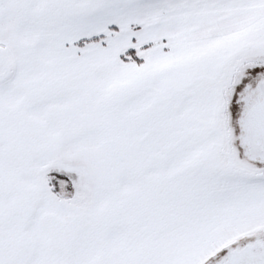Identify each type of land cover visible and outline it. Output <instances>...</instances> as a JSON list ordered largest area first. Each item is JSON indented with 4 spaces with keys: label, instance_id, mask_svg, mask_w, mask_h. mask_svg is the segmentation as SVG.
I'll list each match as a JSON object with an SVG mask.
<instances>
[{
    "label": "crops",
    "instance_id": "obj_1",
    "mask_svg": "<svg viewBox=\"0 0 264 264\" xmlns=\"http://www.w3.org/2000/svg\"><path fill=\"white\" fill-rule=\"evenodd\" d=\"M111 1L43 0L38 11H25L29 6L23 4L17 10L24 22L30 20L29 14L48 16L41 26L50 23L43 33L49 37L39 41L41 35L35 34L37 41L22 36L3 43L12 71L0 82V127H7L0 133V171L8 168L11 152L22 150V144L28 153L41 151L39 145H31L33 136L37 144L52 145V152H59L43 158L97 160V173L85 164L70 167L94 177L91 186L81 178L73 187L87 188L86 207L76 206L71 193L68 264H207L223 241L243 235L229 239L214 235L216 229L222 230L221 217L217 223L197 222L190 214L191 203L201 196L191 197V192L204 189L209 198L207 193L203 198L220 207L222 191L228 190L235 195L229 194L230 207L247 212L254 189L252 183L223 188L218 178V184L210 183L206 173L205 183L200 178L194 181L191 174L199 175L200 168L190 170L188 164L175 169L179 159H191L207 141L206 105L190 101L195 92L190 52L207 38L233 31L225 28L238 23L241 11L148 12L143 0ZM7 3L0 0V8ZM90 38H99L100 56L88 53L94 44L81 46L87 56L78 53V42ZM128 49H135L139 63L120 58ZM110 60L120 69L83 74L74 70L78 62L107 69ZM79 93L84 102L76 97ZM109 159L121 160L118 171L114 167L113 172H104L103 160ZM110 178L117 180L121 197L112 194L111 184L105 186ZM8 203L2 215L10 214Z\"/></svg>",
    "mask_w": 264,
    "mask_h": 264
},
{
    "label": "rangeland",
    "instance_id": "obj_2",
    "mask_svg": "<svg viewBox=\"0 0 264 264\" xmlns=\"http://www.w3.org/2000/svg\"><path fill=\"white\" fill-rule=\"evenodd\" d=\"M22 2L23 0H8V3L0 8V64H6L5 68L1 69L3 72L6 70V66L8 71H12V64L10 65L8 60L6 61V59L10 58L8 50L5 49L3 43H11L10 41L14 38H22V36L37 41L35 39L38 38V35L35 34L41 35L39 41L47 40L49 37L43 33L48 30L50 23L41 26L43 23L49 21L48 16H38L36 13L35 15L29 14L30 20L24 22V15L20 16L17 14V10H19L22 4L24 7L29 6V9L26 8L25 11H38L41 8L43 0H28L29 4L26 5ZM142 4H144L148 12L151 10L172 13L184 10L189 11V9L192 11L204 9L207 12H212L216 9L223 10L224 8L227 10L232 8V10H229L232 14L241 11L238 23L234 24L235 22L233 21L232 25L225 28L228 31L230 29L233 31H229L227 34L224 32L213 39L207 38L204 42L198 44V48H191V71L193 76L191 78V88H194L195 92H192L190 101L193 104L200 102L206 105L207 120L205 133L207 134V141L203 144L200 143L202 151L195 153L191 159H188V157L183 160L179 159V163L177 166L175 165V169H184L187 167V164L190 166V170L198 167L200 168L199 175L191 174V179L196 181L195 178H200L199 182L205 183L204 180L206 178L203 174L206 173V177L207 179L209 178L210 183L218 184V179H220L219 181L222 183L221 186L223 188L252 183L254 198L252 208H248L247 212L244 207H242V210L241 207L237 210H233L230 207L229 194L231 192L228 193V190L222 191L223 198L220 207H218V204L213 207L212 204L208 203L209 193L204 189H199L200 191L191 192V197L198 198L200 195L201 199L192 201L191 210L193 212L190 214L191 217L196 218L197 222H208L210 219H216L217 223V221L220 222L218 218L221 217L222 230L218 231L216 229L214 235L222 233L223 236L227 235L228 239L243 235V237L237 239L238 241L239 239L244 240L240 243L252 242L255 237H264V174L247 177L252 172L264 171V168L260 166L255 168L247 166L248 168H246L245 160L241 158L240 153L237 151L238 144L236 140L231 139L233 137L231 131L234 132V130L236 131L235 128H237L235 119L240 103L238 102L237 95L242 88L243 82L250 81L251 79L249 78L251 76H264V0H143ZM129 8L125 7V10H129ZM246 13L247 15H245ZM241 18L242 20H240ZM31 25V28H26V26L29 27ZM237 28L238 30L234 31ZM99 42V38H96L95 40L85 42L81 46L96 45L92 46L94 49L88 47L90 48L88 49L90 51L88 53L94 52L95 56H100L103 49L97 44ZM81 46H79L78 53L87 56L84 52L85 48L81 51ZM10 49L12 48L10 47ZM116 69L120 68L111 61L107 69H102L97 65L92 67L86 62H78L74 70L78 71L79 74H83L81 72ZM193 72L195 73L193 74ZM78 81L81 82L83 80L78 79ZM83 95L87 99V94ZM76 97L81 102H84L81 93ZM1 107L4 108L5 106ZM10 113L12 114V112ZM8 117L10 116L8 115ZM6 130L7 127H0V133ZM31 139L37 141L34 136ZM34 141L33 143L31 142V145L42 147L39 153L36 154L35 152L33 154L23 151L24 149L26 150L27 145L22 144L20 146L23 147L22 150L18 148L16 151L11 152L13 156L7 161L10 163L8 168L3 169L2 172L0 171V264H68L66 262L69 259L70 241L72 243L69 229V203H60L54 199L47 186L41 183L37 171L51 162H58L57 164L66 163L67 166L62 164L59 166L68 168L67 170L70 172H75L74 180L72 178L70 180V186L77 185L81 181V178L87 186H91V180L94 177L92 175L91 178L90 173L84 169L70 168L72 165L75 166V163L96 168V173L98 172L97 160L43 158L46 155L53 157L59 154V152L55 151L56 153H53L51 150L52 145L37 144ZM7 144L8 147L18 145ZM81 151L84 154V151ZM224 151L230 152L229 160L232 164L227 161ZM31 154L34 155L32 156L34 159L31 157ZM37 155L40 156L37 157ZM2 160L0 158V162ZM103 161L106 169L104 172H113L114 167L118 171V168H120L119 164L121 166V160L112 161L109 159ZM91 172L95 173L94 171ZM191 173L194 172L191 171ZM111 180L113 178L106 180V185H104L111 184L110 189L112 194H115L116 197H121V187H119L118 191V187L116 188L117 180ZM100 187H103V185ZM114 189L116 191H113ZM76 190L74 189L72 193L74 204L79 208L86 207L88 202L86 198L89 197L87 188L85 186L80 188L76 186ZM206 193L208 198H203ZM231 195L235 197L232 193ZM204 199H207V201ZM7 203L10 214L2 215V212L7 208L5 205ZM247 222L253 223L251 226L250 223L248 224L249 229H246ZM200 226H203L204 230L207 228H205V224H200ZM95 227L97 226L95 225ZM204 235H208V233ZM229 241L231 242L232 240ZM229 241H223L222 246L229 245ZM191 244L193 243L191 242ZM237 245H239V242L230 244L226 249ZM214 246L209 247V249L215 248ZM190 247L189 250L192 249L193 245H190ZM203 249H205V252L208 251L205 245ZM226 249L221 250L220 254H216L213 258L211 257V260H208L207 264L215 262ZM198 257H201V255Z\"/></svg>",
    "mask_w": 264,
    "mask_h": 264
},
{
    "label": "flooded vegetation",
    "instance_id": "obj_3",
    "mask_svg": "<svg viewBox=\"0 0 264 264\" xmlns=\"http://www.w3.org/2000/svg\"><path fill=\"white\" fill-rule=\"evenodd\" d=\"M3 68H5V64L0 66V71ZM249 79L251 80L243 82L237 95L238 102H240L235 119L237 128H235L236 131H231L233 136L231 139L236 140L238 144L237 151L240 153L241 158L245 160L246 168L258 166L264 168V147L259 145L260 139H255V123L253 122L259 116L264 117V76H251ZM229 153L224 151L227 161L231 163ZM224 257L225 251L214 263H218Z\"/></svg>",
    "mask_w": 264,
    "mask_h": 264
},
{
    "label": "trees",
    "instance_id": "obj_4",
    "mask_svg": "<svg viewBox=\"0 0 264 264\" xmlns=\"http://www.w3.org/2000/svg\"><path fill=\"white\" fill-rule=\"evenodd\" d=\"M95 39L96 38L80 40L78 42V45L81 46L85 42L92 41ZM6 58H7V56H6ZM120 58L123 61H133L135 63H139L141 61L140 58L137 56L135 49L126 50L124 53H122L120 55ZM7 60H8V63H10V65H11V62L9 61V59H6V61ZM0 72H1L0 81H3L6 77H8V75L10 74L11 71H8L7 66H6V70L4 72L3 71H0ZM67 169L68 168H65L63 166H59L58 164H50V165H47L38 171V177H39L41 183H44L45 186H47L52 197L54 199L58 200L60 203H65V202L69 203L70 202L71 193H72L73 187H74V186H70V180H71V178L74 180L75 174L68 171ZM250 174H252L254 176H259V175L264 174V171L252 172ZM241 241H244V240L239 239V241H238L236 239V240L231 241L230 244H235L237 242L240 243ZM229 245L223 246L219 250L218 254H220L221 250H225L226 247H229ZM214 256H216V254L211 255L209 260H211V257L213 258Z\"/></svg>",
    "mask_w": 264,
    "mask_h": 264
},
{
    "label": "water",
    "instance_id": "obj_5",
    "mask_svg": "<svg viewBox=\"0 0 264 264\" xmlns=\"http://www.w3.org/2000/svg\"><path fill=\"white\" fill-rule=\"evenodd\" d=\"M253 122L255 123V139H260L259 145L264 147V117L259 116ZM216 264H264V237L227 249L224 259Z\"/></svg>",
    "mask_w": 264,
    "mask_h": 264
}]
</instances>
